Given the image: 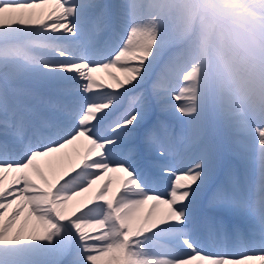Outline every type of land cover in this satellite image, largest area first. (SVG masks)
<instances>
[{
    "label": "snow or ice",
    "instance_id": "obj_1",
    "mask_svg": "<svg viewBox=\"0 0 264 264\" xmlns=\"http://www.w3.org/2000/svg\"><path fill=\"white\" fill-rule=\"evenodd\" d=\"M226 14L258 28L226 26ZM158 113L182 126L187 162L173 161L176 133ZM210 119L249 137L246 181L221 166ZM80 138L72 174L45 187L29 177ZM109 171L127 177L116 198L105 184L66 217ZM202 197L226 215L198 212ZM149 201L165 218L138 222ZM253 262L264 264V0H0V264Z\"/></svg>",
    "mask_w": 264,
    "mask_h": 264
},
{
    "label": "bare ground",
    "instance_id": "obj_2",
    "mask_svg": "<svg viewBox=\"0 0 264 264\" xmlns=\"http://www.w3.org/2000/svg\"><path fill=\"white\" fill-rule=\"evenodd\" d=\"M110 3H114V2L110 0ZM34 11L38 13L40 12L39 9ZM37 17H38L37 15L33 16V19L35 20ZM224 24L226 26H232L227 22H224ZM244 26H245L244 23L243 24L241 23V26L239 28L243 31H247V28ZM105 39H107V37H105ZM170 48L169 46H166L162 60H165V57H167V55L170 53ZM110 71H112L113 74L118 76L120 79H124L123 73H120L115 69ZM153 72L154 73L156 72V68H154ZM106 75L107 73L105 72L93 73L94 79L101 86L113 85L114 87L115 86L114 81L103 80L104 79L103 77H105ZM101 80L103 82H101ZM126 105H127V101L123 100L120 106H126ZM158 115L160 119H163L166 123H168L176 133L175 150L172 157L173 161L176 162L183 160L187 162L188 157L191 156L192 153L191 150L188 148L184 139H182V136L184 135V133L182 132V126L177 120L173 119L172 117H169L162 113H158ZM210 123L214 125L213 128L215 129V132L213 129V133H212L211 131L212 127L208 125L207 135L219 147L220 145H224V140L226 136L231 135L232 138L231 147H230L231 149H233L232 151L227 150V148H223L224 146L222 147L223 150H221L220 148L221 166L226 169L229 168L232 169L242 181H246L247 178L251 175L250 160L245 158L246 145L250 142L249 137L244 134H229L221 124H219L214 120H211ZM215 134L218 136H216ZM88 147H89L88 141L85 140L84 138H80L79 140L74 141L72 144L68 145L66 148L61 149L57 153H52L48 157L38 158V160L34 162L33 168L28 170L29 177L41 187H45L44 180L51 182L56 177H60V178L67 177L68 175L72 174L74 170H77L80 167L81 161L83 160V157ZM180 166L182 165L177 164V167ZM13 175L14 174L11 173L5 175V180H4L5 187H7L11 183L13 179ZM121 175H122L121 172H113V171L107 172L102 177V179L97 181V183L94 184L87 192L82 193L80 196L76 197L73 201H70L68 203L66 208V217L72 216L78 213L82 208L93 204L95 202L97 193L103 188L105 184L109 185L107 192L108 198L114 200L117 194L121 190H123L124 181L127 179V177ZM256 179L257 180L259 179L258 166L256 169ZM153 203L155 202L149 201L148 204L141 206V208L137 211L136 217L138 222H142L144 218L148 216V213L150 211L152 213V216L149 222L159 221L165 218L167 213V206L158 205L155 209H152L151 206ZM211 210L212 209L209 208L207 201L202 197L197 205L198 212L210 216L222 215L219 210H218L219 213H215V209H213L212 211ZM31 224L32 222L29 223V227H31ZM253 264H258V262H253Z\"/></svg>",
    "mask_w": 264,
    "mask_h": 264
},
{
    "label": "rangeland",
    "instance_id": "obj_3",
    "mask_svg": "<svg viewBox=\"0 0 264 264\" xmlns=\"http://www.w3.org/2000/svg\"><path fill=\"white\" fill-rule=\"evenodd\" d=\"M113 2H116V0H112ZM104 2H106V3H110V0H104ZM51 7H52V5H48V6H46V8L43 10V11H48V10H50L51 9ZM40 10V9H39ZM41 11V10H40ZM37 13V14H36ZM40 13V12H39ZM39 13L38 12H36L35 11V15L34 16H38L36 19H40V15H39ZM35 19V20H36ZM224 22H227V23H229L230 25H235V26H238V27H240L241 26V23L243 24L244 23V27H246L247 28V30H254V29H256V28H258V23H257V21L255 20V19H253L251 16H247V15H243V14H241V15H232V14H226L225 15V17H224ZM237 24H239V25H237ZM169 48H170V46H169ZM174 51V49L172 48H170V53L169 54H171L172 52ZM169 54L167 55V57H165V60L168 58V56H169ZM159 65L156 67V72L155 73H158L159 72ZM158 68V69H157ZM104 79V81H112L111 79H109L110 77H109V75L107 74L105 77H103ZM101 82H103L102 80H101ZM115 83V82H114ZM126 101H127V105L126 106H120L121 107V111H123L124 109H126V108H128L129 106H130V104H132V103H134V101H133V99H132V96L130 95L128 98H126L125 99ZM210 121H211V119L209 120V126H211L212 127V129H211V131H212V133H213V126L214 125H212L211 123H210ZM214 132H215V129H214ZM216 135V134H215ZM216 136H218V135H216ZM212 137H213V135H212ZM80 141H82V140H80ZM224 146V147H223ZM225 148V145H220V147L219 148H221V150H223V148ZM226 150V149H225ZM227 150H233V149H229V148H227ZM123 175H125V174H123ZM126 176V175H125ZM124 176V177H125ZM213 210V209H212ZM211 210V211H212ZM215 213H219V211L217 210H215ZM225 215V214H224ZM227 219H232V218H230V217H226ZM233 222H237V221H233ZM238 222H242V220L241 221H238ZM242 224H244L243 222H242ZM242 224H241V226H242ZM244 227V226H243ZM247 227V226H246ZM245 228V227H244Z\"/></svg>",
    "mask_w": 264,
    "mask_h": 264
}]
</instances>
